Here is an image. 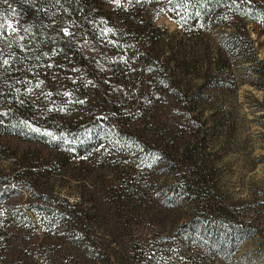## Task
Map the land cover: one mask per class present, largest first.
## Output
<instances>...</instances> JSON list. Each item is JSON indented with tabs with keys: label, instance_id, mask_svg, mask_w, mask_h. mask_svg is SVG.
Instances as JSON below:
<instances>
[{
	"label": "trees",
	"instance_id": "trees-1",
	"mask_svg": "<svg viewBox=\"0 0 264 264\" xmlns=\"http://www.w3.org/2000/svg\"><path fill=\"white\" fill-rule=\"evenodd\" d=\"M142 1L138 5H130L126 0L0 2V7L8 9L0 10L2 13L16 17V31L11 37L5 38L4 28L0 29V138L33 141L41 147L40 151L47 148L66 156L65 151L75 146L85 143L93 146L90 144L93 140L110 130L131 147V161L125 162L130 178L123 180L118 188L105 186L106 196L99 202L97 214L101 219L106 213L110 216V231L117 244L116 253L98 252L96 257L101 264H126L125 256L136 254L139 246L130 234L127 241L119 243L126 224L145 226L142 218L147 217L146 224L160 223L163 208L194 207L195 218L191 224L204 231L213 243L261 235L256 222L239 219L235 205L204 178V168L194 154L195 149L179 150V128H166L161 123L158 127L154 122L152 115L161 118L158 114L162 108L167 110L166 119L172 117L173 123L183 121L177 108L168 109L171 106L163 103L170 95L180 109L183 106L176 99L178 93H173L166 82L167 70L152 56L156 53L149 43L152 36L145 35L136 12L142 7ZM175 1L183 13L190 8L187 20L192 22L191 28L198 26V21L211 30L225 27L227 24L223 21L239 22L241 28L232 27L221 46L231 58L249 56V31L244 24L264 25L260 1L251 2L254 7L238 6L232 0ZM66 24L73 28L74 35L78 33L77 42ZM221 56L218 51L214 63L209 65L217 66ZM178 57L181 74H187L190 64ZM5 59L8 63H4ZM59 62L64 64L62 70L55 68L52 72L60 77L63 83L60 91L67 102L62 106L52 104L38 121L33 120L40 103L28 97L30 86L25 82L32 76L30 70L37 69L41 63L51 66ZM153 98L163 104L151 101ZM100 111H103L101 115ZM97 152L91 156L93 161H97ZM7 153L8 148L0 141V159L8 160ZM119 156L118 161L125 160ZM159 161H164L175 174V180L168 186L154 180L153 170ZM23 169L0 171V264H6V257L9 264H67L59 259L60 253L67 251L77 256L73 264L93 263L92 243L75 231L79 228L78 220L70 217L65 222L67 214L64 211L58 214L51 208L54 205L73 211L81 203L69 208L67 203L49 195L46 183L34 173V167ZM24 175L33 178L23 180ZM21 191L27 198L19 208V202L13 199ZM79 223L82 227L83 219ZM38 232L43 237L35 244ZM62 239L66 246H61Z\"/></svg>",
	"mask_w": 264,
	"mask_h": 264
},
{
	"label": "rangeland",
	"instance_id": "rangeland-1",
	"mask_svg": "<svg viewBox=\"0 0 264 264\" xmlns=\"http://www.w3.org/2000/svg\"><path fill=\"white\" fill-rule=\"evenodd\" d=\"M9 1L0 0L3 4ZM232 1L238 6H251V2L260 1L264 8V0ZM126 3L138 5L139 0H126ZM142 7L136 12L145 35L152 36L151 39L148 38L156 52L152 56L167 70L166 82L173 93H178L176 99L183 106L180 109L169 94L170 97L165 98L163 103L171 106L168 109L177 108L183 121L176 118L179 122L173 123L172 117L166 119L164 116L167 110L162 108L158 114L161 118L152 115L154 122L158 127L161 123L166 128H179V150L195 149L194 154L204 168V178L225 200L235 205V214L239 219L256 222L261 235H244L239 239L229 240L230 242L220 240L213 243L204 231L191 224L195 218L192 211L194 207L181 205L174 209L163 208L160 223L151 221L146 224L149 219L147 217L142 218L145 226L126 224L119 243L134 235L139 246L136 254L133 252L131 257L125 256V263L264 264V25L243 23L249 31V56L231 58L221 42L232 32V27L241 28L239 22L223 21L227 24L225 27L211 30L204 22L198 21V26L191 28L192 22L187 20L190 8L183 13L182 7L175 0H143ZM0 10L8 11L4 7H0ZM1 11L0 21L3 20L5 26L4 37L8 38L14 32L7 25L10 23L15 26L16 17ZM65 26L77 42L78 33L74 35L73 28L67 24ZM218 51L222 55L218 65H209L214 63ZM12 56L14 57V53ZM178 56L190 64L187 74H181L178 68L181 59ZM63 65L60 62L51 66L41 63L37 69L30 70L32 76L25 82L30 86L28 97L40 103L33 120L38 121L41 114L50 110L51 106H62L67 102L60 91L63 83L52 72L55 68L62 70ZM206 71L207 78L204 77ZM49 85L52 88L49 89ZM59 95L62 98L58 99ZM153 100L156 99L151 101ZM156 102L163 104L159 100ZM161 107L163 106L159 108ZM102 113L100 111L99 115ZM103 135L90 143L93 146L85 143L68 149L65 151L66 156H60L47 148L40 151L41 147L33 141L0 138L1 144L4 143L9 150L8 160L0 159V171L7 173L13 168L26 169L32 166L35 168L34 173L46 183L49 195L67 203L69 208L81 203L73 211L61 210V207L54 205L51 208L58 214L64 211L67 214L65 222L71 220L70 217L78 220L79 228L75 231L84 235V240H90L95 252V259L89 264H101L96 257L98 252H117V244L110 231V216L106 213L101 219L97 211L100 209L99 202L106 196L105 186L118 188L123 180L130 178V173L125 171V162L131 161V147L125 145L110 130ZM97 150V161H93L91 156ZM119 154L124 161H118ZM157 164L153 170L154 180L168 186L175 180V174L164 161ZM26 176L21 178H33L32 175H28L30 178ZM26 198V193L21 191L13 200L19 202L20 208ZM79 219H83L82 227ZM37 236L33 241L35 244L43 237L42 232H38ZM61 242L62 247L66 246L64 239ZM59 259L73 264L77 256L67 251L60 253ZM9 263L6 257V264Z\"/></svg>",
	"mask_w": 264,
	"mask_h": 264
},
{
	"label": "snow or ice",
	"instance_id": "snow-or-ice-1",
	"mask_svg": "<svg viewBox=\"0 0 264 264\" xmlns=\"http://www.w3.org/2000/svg\"><path fill=\"white\" fill-rule=\"evenodd\" d=\"M4 27H5L4 24H3V23H0V29H3ZM7 27H8V28H11V30H12L13 32L16 31L15 27H14L13 25H11L10 23L7 25ZM4 63H8V61L5 60Z\"/></svg>",
	"mask_w": 264,
	"mask_h": 264
}]
</instances>
